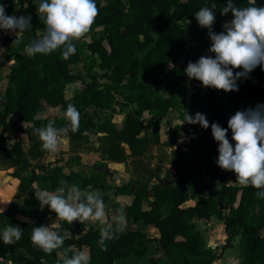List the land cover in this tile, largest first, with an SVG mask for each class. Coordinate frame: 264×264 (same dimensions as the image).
Here are the masks:
<instances>
[{
	"label": "trees",
	"instance_id": "obj_1",
	"mask_svg": "<svg viewBox=\"0 0 264 264\" xmlns=\"http://www.w3.org/2000/svg\"><path fill=\"white\" fill-rule=\"evenodd\" d=\"M39 2L15 0L8 3L0 0L7 5L8 15H21L14 10L16 5H31L33 10L31 29L22 32L17 39L20 43L14 42L9 48L15 64L6 75V83L0 81V141L16 139L9 158H3V162H18L24 135L28 138L26 153L30 157L40 158L47 153L42 151L41 141L33 134L35 128L43 127L49 121L47 115L34 119L42 107L55 109L58 106V110L65 112L69 104L74 105L80 113V121L77 131L68 134L71 142L97 125L98 131L106 134L99 146L101 158L124 161L130 155H143L150 146L148 138L142 134L144 115L152 119V128L158 131L161 119L170 109L183 103L193 105L188 114L200 112L207 115L209 128L190 124L196 128L191 142L201 159H213L219 153L211 123L218 122L227 128L231 103L264 104V86L260 83L264 79V70L259 66L247 78L237 81L239 91L225 92L206 87L201 93L191 87L190 95L185 99L190 81L183 76L175 79L167 93L159 90L165 74L176 69L180 58L186 63L200 58L199 51L186 48L188 34L210 48L208 29L198 25L195 13L204 6L211 8L216 15L213 30L219 33L223 31L222 24L233 18L231 12L221 15L227 0H96L99 13L95 23L85 37L74 42L76 52L67 60L62 58L61 50L35 57H29L25 52L26 46L45 31V25L36 14ZM233 2L237 7L249 6V0ZM255 6H264V0H256ZM85 54H95L102 70L100 74L92 73L88 81L73 69ZM98 75L105 76L106 80L100 81ZM69 83L79 85L74 93L65 96ZM122 88L127 90L125 102L134 104L133 109L126 112L120 126L113 122L96 124L86 114V108L90 105L112 108L117 91ZM48 112L56 114L52 109ZM65 124L66 121L61 120L56 127ZM227 138L232 139L231 129ZM66 165V161L56 159L46 170L32 171L24 182L21 181L25 183L22 191L30 193V200L25 196L23 201H12L4 212L0 211V232L5 226L15 225L23 231L22 238L12 245L9 253L0 252V264H33V259L62 264L66 249H71L69 256L84 252L90 257V264H115L116 261L133 264V260L147 253L150 246L148 229L140 222L158 229L147 264H212L217 253L206 244L196 226V220L206 222L211 216L224 218L228 243L238 236L239 260L236 264H264V234L261 232L264 228V199L258 198V190L251 186L223 183L218 187L212 181L187 186L159 179L150 186L146 185L142 192L135 187L130 201L123 205L125 226L117 228L115 219L109 220L115 238L106 240L104 249L98 244L99 226L90 222L68 224L58 219L67 225L72 235L66 236L62 248L46 254L32 245L31 233L33 227L40 225L53 230L45 223L44 217L56 214L47 206L41 209L34 192L46 190L54 194L61 186V179L70 185L80 183L97 189L106 185L102 175L82 173L83 168L66 172ZM13 173L19 175L17 169ZM102 198L105 202L106 197ZM162 259L166 262L162 263Z\"/></svg>",
	"mask_w": 264,
	"mask_h": 264
},
{
	"label": "clouds",
	"instance_id": "obj_2",
	"mask_svg": "<svg viewBox=\"0 0 264 264\" xmlns=\"http://www.w3.org/2000/svg\"><path fill=\"white\" fill-rule=\"evenodd\" d=\"M256 0H249V6L237 7L233 0H227L221 9V15L232 13V19L222 24L223 31L213 30L216 20L215 12L208 6L201 7L195 13V19L201 28L208 29L211 40L209 51L214 56H201L196 62L189 61L184 69L189 80L195 79L204 87L239 91L237 81L247 78L256 67L264 70V6H255ZM5 3H0V29L22 33L31 29V15H8ZM99 9L96 0H40L36 8L37 17L45 25L44 34L26 46L29 57L37 54L50 55L61 50L62 58L67 60L76 52L75 41L81 40L92 29ZM17 44L19 40H14ZM171 66V65H170ZM240 68L242 71L234 69ZM34 119H40L37 115ZM66 124L55 127L53 121L45 126L35 128L33 134L41 141V149L49 154H57L68 143L69 132L78 129L80 113L69 104L64 112ZM199 124L203 129L209 128L206 115L200 112L188 114L183 123ZM177 123V122H176ZM223 128L218 122L211 123V133L218 143L216 164L224 171H232L241 186H251L258 191L256 196L264 199V104L258 103L254 108L237 110ZM175 127V126H174ZM231 129L234 145L227 138ZM61 185L55 193L46 190L34 192L40 208L45 206L56 214L59 220L68 224L99 223L101 236L99 246L104 249L105 241L114 239L115 232L105 217V204L100 194H84L77 185H70L61 179ZM4 212V209H0ZM123 211L115 217V224L124 223ZM23 231L19 225L5 226L0 232V240L5 245H13L22 238ZM65 236L59 229L50 230L40 225L33 227L31 242L46 254L64 246ZM71 249L65 250L62 264H90V257L84 252L68 255Z\"/></svg>",
	"mask_w": 264,
	"mask_h": 264
},
{
	"label": "rangeland",
	"instance_id": "obj_3",
	"mask_svg": "<svg viewBox=\"0 0 264 264\" xmlns=\"http://www.w3.org/2000/svg\"><path fill=\"white\" fill-rule=\"evenodd\" d=\"M186 37V48L192 51H199L200 57L212 56L209 48L203 46L197 37H192L189 34ZM6 42L10 43V40ZM0 55V57L5 55L3 50H0ZM0 62V81L6 83L7 77L2 73L6 71L8 62L3 61L1 58ZM187 64L182 58L179 59L176 69L173 72L165 74L164 81L159 88L160 92L167 93L168 88L174 85L175 79L178 77L183 76L186 80H189L184 72ZM73 69L79 71L87 81L90 80L92 73H102L95 54H85ZM98 78L100 81L106 80V77L102 75H98ZM189 81L185 92V99L189 97L191 87L199 89L201 93L205 92L206 87L200 81L193 79ZM260 82L264 85V80ZM78 85L79 83L68 85L65 90V96L74 93ZM126 93V89H118L116 102L112 108L90 105L86 108V114L96 124L113 122L117 126H120L126 112L132 110L134 107V104L125 102ZM255 106L247 101H241L236 104L231 103L227 118L234 115L237 110H245L254 108ZM191 107L192 105H185L183 103L170 109L161 119L158 131L152 128V119L148 115H144L142 134L148 138L150 146L143 155H130L124 161L101 160L99 146L105 139L106 134L104 132L98 133L97 125L86 130L82 136L74 139L73 142H71L68 136L67 145L62 147L59 153L54 155L46 153L40 158H32L26 153L28 138L24 135L21 137V149L24 150L21 151L20 149L19 151L17 149L19 151L18 162L15 164H9L7 160L3 162V158H9V151L12 150L11 146L16 139H3L0 141V209L6 207L12 199L19 202L23 201L25 196H27V199L30 200V193L26 191L25 194V191H22L23 186H25V183H21L22 179L24 182L32 171L41 172L50 168L56 159H59L60 162L66 161L67 168L75 167L76 169H81L79 165L82 164L85 165L82 173L102 175L106 182L105 187L103 189H91V193L106 197L104 219L106 222L108 221V224L110 223L109 220L115 219L116 215L119 214L122 206L130 201L131 192L135 187H138L142 192L146 185L150 186L159 179L171 183L186 184L187 186L190 183L199 184L204 181L215 182L218 187L223 183H238L234 172L224 171L216 164L215 161L218 156L213 159H201L191 142L196 128L186 122L181 126L179 125V121L186 120ZM49 109L56 111V114H50L48 112ZM38 115L41 117L47 115L49 121L54 122L55 127L58 122L65 120L64 112L58 110V106L55 109L42 107ZM206 118L208 120L207 115ZM229 141L234 145L235 142L232 139H229ZM143 165H148V172L143 170ZM16 169L19 171V175L13 173ZM82 193L88 194V190H83ZM110 217L112 218L110 219ZM49 220L46 218L45 223L53 227V230L59 229L60 234L63 235L62 226H54V222L51 223ZM92 224L101 227L99 223ZM196 226L200 229L206 244L212 246L217 253L212 264H236L238 262V236L232 238L231 243L227 242V232L223 217L211 216L206 222L196 220ZM261 232L264 234V228ZM156 233L157 230L155 228L149 229L151 237L149 239V249L143 256L136 257L133 260V264L148 263L150 250H153L155 247L152 243V237ZM161 262H166V259H162ZM115 264H121V262L116 261Z\"/></svg>",
	"mask_w": 264,
	"mask_h": 264
},
{
	"label": "crops",
	"instance_id": "obj_4",
	"mask_svg": "<svg viewBox=\"0 0 264 264\" xmlns=\"http://www.w3.org/2000/svg\"><path fill=\"white\" fill-rule=\"evenodd\" d=\"M8 3H14L15 2V0H6ZM14 10L15 11H18V12H20L21 13V15H31L32 16V18H33V10H32V6L31 5H16L15 7H14ZM20 36H21V33H17V36L14 34V33H11V32H6V31H4V30H2V29H0V50H3L4 51V56H2V57H0L1 59H3V61L5 60V61H7L8 62V65H7V69H6V71L4 72V73H2V74H5V75H7V73L9 72V70H10V67H11V65H13V64H15V59H14V55L10 52V50H9V48L13 45V43L15 42L14 40L15 39H18V38H20ZM7 40H10V43H7L6 41ZM1 56V55H0ZM84 57V56H83ZM82 57V58H83ZM0 64H1V62H0ZM264 80V79H263ZM261 83V82H260ZM71 83H69L68 85H70ZM262 84V83H261ZM67 85V86H68ZM263 85V84H262ZM264 86V85H263ZM71 95V94H70ZM70 95H68V96H70ZM194 106L192 105V107L191 108H193ZM190 108V109H191ZM103 133V131H98V133ZM101 160H103V161H106V160H111V159H102L101 158ZM111 161H115V160H111ZM77 163H78V161H76ZM81 168H83L85 165H82V164H80L79 165ZM68 167V165H66L65 167H64V171H66V172H69L71 169L72 170H74V171H78L79 169H76L75 167H71V168H67ZM144 170V169H143ZM146 172V171H145ZM74 185H77V186H79V188H80V190L81 191H83V190H88V193H91L92 191H91V189L93 190V189H95V187H93V186H88V185H83V184H74ZM85 188V189H84ZM97 189V188H96ZM133 191V190H132ZM12 201H14V199H12V200H10L9 202H8V204H7V206L6 207H4V208H1V209H7V207L10 205V203L12 202ZM191 201V200H190ZM189 201V202H190ZM104 204H105V202H104ZM126 204V203H125ZM122 209H123V206H122ZM122 211V210H121ZM41 216V215H40ZM43 216V215H42ZM41 216V217H42ZM50 219L49 221L51 222V223H53V224H55L54 226H62V228H63V236H68V235H72L71 234V232L69 231V229H68V227H67V225L64 223V222H61V221H59L58 220V218L56 217V216H53V215H49V216H47V217H44V220L45 219ZM112 217H110V219H111ZM113 219V218H112ZM124 223L119 227V228H124ZM140 225L142 226V227H144V228H146V229H148V240L151 238L150 237V235H149V229H151V228H155L156 230H157V233H156V235H154L153 237H152V239L153 240H155L156 238H157V236H158V229H157V227H155V226H153V225H144L142 222H140ZM11 247H12V245H5V247H4V243H3V241L2 240H0V252L1 253H9L10 252V250H11ZM33 264H48L46 261H44L43 259H33Z\"/></svg>",
	"mask_w": 264,
	"mask_h": 264
},
{
	"label": "water",
	"instance_id": "obj_5",
	"mask_svg": "<svg viewBox=\"0 0 264 264\" xmlns=\"http://www.w3.org/2000/svg\"><path fill=\"white\" fill-rule=\"evenodd\" d=\"M143 169H144V171L148 172V171H149V167H148V165H143ZM40 215L42 216L43 213H41ZM225 230H226V232L228 233V229H227V224H226V222H225Z\"/></svg>",
	"mask_w": 264,
	"mask_h": 264
}]
</instances>
